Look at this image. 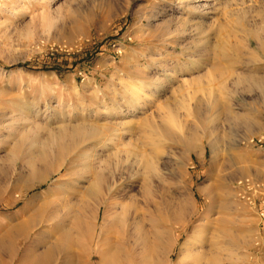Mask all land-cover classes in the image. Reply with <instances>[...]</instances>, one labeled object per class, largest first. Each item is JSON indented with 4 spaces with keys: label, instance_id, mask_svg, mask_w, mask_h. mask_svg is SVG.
I'll list each match as a JSON object with an SVG mask.
<instances>
[{
    "label": "rangeland",
    "instance_id": "obj_1",
    "mask_svg": "<svg viewBox=\"0 0 264 264\" xmlns=\"http://www.w3.org/2000/svg\"><path fill=\"white\" fill-rule=\"evenodd\" d=\"M261 81L264 0H0V264L21 263L20 242L47 264H101L87 251L122 205L127 264H264ZM78 124L102 135L40 168ZM32 161L46 180L27 190ZM101 169L118 186L91 196ZM103 195L117 210L102 205L90 243L80 223Z\"/></svg>",
    "mask_w": 264,
    "mask_h": 264
},
{
    "label": "bare ground",
    "instance_id": "obj_2",
    "mask_svg": "<svg viewBox=\"0 0 264 264\" xmlns=\"http://www.w3.org/2000/svg\"><path fill=\"white\" fill-rule=\"evenodd\" d=\"M256 44H257L256 40L252 36L251 38H249L247 40L246 48L251 51L252 49L255 48L254 45H256ZM251 53H253V52H250V54ZM254 62H257V61H254ZM248 78H249V76H248ZM246 79H247V77H246ZM256 80H254V81H256ZM256 84H259V86L261 88H264V81H261L259 83L257 82ZM261 92H264V90H261ZM70 117L71 116L69 115V117L67 119H70ZM107 126H109V125H107ZM104 127L102 129H104ZM119 130H117V131H119ZM161 131H163V130H161ZM161 131H160V133H161ZM101 132H102V130L98 126L95 127V126H85V125H79L78 124L77 126L65 125V126L59 127L58 128V132L55 135V141H56V144H57V150H56V154L54 156H52L53 160H52V158H51V160H49L50 157H49V155H47V151L46 150H42L36 156V159H37L38 163L41 165L40 168H44L46 171H48L50 169V167L53 166L54 167L53 173L57 172V171H62L64 168L68 167L69 160L66 159L65 162L59 163L61 161V156H63L64 154L69 156L70 149H72V148H75L74 151H76V152L73 154L75 156L77 151L79 149H81V147L74 145L75 144L74 142H76L81 137H85V138L87 137L90 140H94V139L96 140V138L99 135H102ZM162 134H160V135H162ZM140 138H142V136ZM148 139H150V138H148ZM140 140H142V139H140ZM146 141H147L146 139L142 140L143 143L142 142L141 143L143 144V146H146L145 145ZM65 142H70L71 144L69 143L67 145L68 146L67 147L66 146L67 143H65ZM82 143H83V141H82ZM139 143H138V146L142 145L141 143L140 144ZM148 143H150V141ZM101 144L104 145V143L102 141H101ZM114 145H115V147H116V149L118 151L117 152V155H118L117 159L118 160L115 163V167H117L118 164L119 165L126 164L125 160L121 159V156H120L121 152L119 153V149L121 148L120 145H116V142L114 143ZM147 146H149V144ZM130 147H127V148L130 149ZM187 147L189 149L190 146H187ZM141 148H143V147H141ZM136 149H134L133 151L132 150L126 151V155H125L126 158L130 159L132 155H135L136 156V159H135V164L136 165H138L140 168L142 166L143 167L146 166L148 169H150L152 171L153 165L151 164V162H150V160L148 158H145V154L146 153L145 152H143V153L138 152L139 150L140 151H145V150H142V149L138 148L139 150L137 151ZM145 149H147V148H145ZM120 151H122V150L120 149ZM31 159H33V158H31ZM71 160H72V158H71ZM72 163L73 162H71L70 164L72 165ZM26 168L33 176L32 181L29 182L28 184H26V186H25L27 190L32 188V187H34V186H36L39 183H43L46 180V179L43 178V176H39L38 175V171H39L40 168H37V166L35 165V161L34 162L33 161L32 162H28ZM141 169L143 170V168H141ZM144 170H146V168H144ZM114 171H115V168H114ZM50 173H51V171H50ZM146 173H148V172L146 171ZM110 175H111V180L108 182L107 175L103 171V169L99 170V172L97 174H95V176L93 177L92 181L90 182L89 191L91 192V196H99L100 194H102L104 192V190H105V193H107L110 190L113 191L118 186V181L116 180L117 177L115 178V173H112ZM150 175H151L150 172H149V175H146V174L144 175L143 180H144L145 184L149 181ZM120 178H121V176H120ZM146 187H147V185H146ZM105 196L106 197H104V195H103V197L101 199H96L95 200L96 206H95L94 211L92 210L91 213L87 216V219L84 218L81 221V223H80V229L82 231V234H83L84 238L90 243L96 237L95 235L98 232L97 231V227L95 225V223H96L95 222L96 213L100 211L102 205H104L105 208H108V207L112 206V205H109L110 203L108 201H111L113 198H111V197L108 198L107 195H105ZM125 197H127V195L124 196V198ZM115 206L116 205L112 206V208L113 209L116 208V210H117V206L116 207ZM121 207H122V210L119 213L117 211L112 212L111 219H108V221L106 219L107 211H105V217L103 219L104 224L109 222V220H110V224L108 225V227H107V225L105 227H104V225L102 227H100V232H99V234H97L99 236V241H98V243H97V245L95 246L94 249H92V250L90 249V250L87 251V256H86L87 258L86 259L91 260L94 256H98L100 261H101V264H127L128 263L127 262L128 257H123V254H122V248L120 246H121V243H123V242L119 241V235L121 234L122 229L126 226L129 215H128V212H127V209H126V205L125 206L122 205ZM17 228L18 227H16V229ZM112 236H115V237L118 236V237L115 238V237H112ZM25 238H27V236ZM21 239H23V238H21ZM115 240H117L119 242L115 243ZM17 241H15V243ZM189 241H190V239H189ZM189 241L187 243H189ZM200 243H202V242H200ZM27 244L28 243H26V242L25 243L20 242L18 244V246H19L18 249L15 250V248H14L15 251L12 253L11 260H14L17 252H23V255H22V258H21V263L23 262L22 264H26V263H28V264H47V260L46 259H42L41 255H35V248H33L32 246H27ZM199 245L201 246V244H199ZM202 248L200 247V249H202ZM198 251L199 252H195V253L196 254L200 253L203 250H201V251L198 250ZM193 255H195V254H193ZM214 256H212L211 259H209V258L206 259L205 260V264H220V262H219V260H221L220 257L218 258V257H216V256L214 257ZM201 260L204 261V257L203 256H199V257L197 256V258L194 260L195 262H192V263L193 264H199V263L202 262ZM192 263H190V264H192ZM140 264H152V263H151L149 258H146L145 261H143Z\"/></svg>",
    "mask_w": 264,
    "mask_h": 264
}]
</instances>
